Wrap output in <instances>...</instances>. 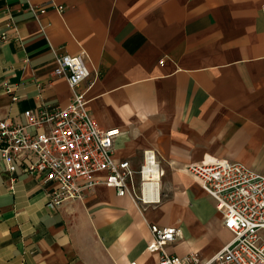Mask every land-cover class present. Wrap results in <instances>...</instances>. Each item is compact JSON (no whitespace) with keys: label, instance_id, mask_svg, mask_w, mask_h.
<instances>
[{"label":"crops","instance_id":"crops-1","mask_svg":"<svg viewBox=\"0 0 264 264\" xmlns=\"http://www.w3.org/2000/svg\"><path fill=\"white\" fill-rule=\"evenodd\" d=\"M9 18L0 119L65 106L54 55L85 53L80 89L91 116L120 129L114 156L138 168L150 149L163 176L160 202L145 209L102 183L52 208L55 183L0 159V264H157L150 223L179 229L171 255L220 250L231 233L185 167L228 160L264 174V0H0V35Z\"/></svg>","mask_w":264,"mask_h":264},{"label":"built area","instance_id":"built-area-1","mask_svg":"<svg viewBox=\"0 0 264 264\" xmlns=\"http://www.w3.org/2000/svg\"><path fill=\"white\" fill-rule=\"evenodd\" d=\"M28 10L38 16L46 7L29 5ZM6 27L0 35L3 41L16 34L12 18ZM54 60L52 74L66 79L70 101L65 106L25 110L24 123L0 119V159L43 182L55 183L47 193L48 207L81 200L99 183L113 188L118 196L129 197L141 209L158 204L163 170L154 152L144 150L138 168L128 159L116 158L113 145L120 129L102 127L86 107L85 90L80 89L90 76L86 54L55 53ZM5 87L10 91L8 84ZM185 170L214 200L231 238L209 258L197 252L180 257L165 250L167 243L180 236L179 229L150 223L147 250L159 252L157 264H264V174L228 160L193 163Z\"/></svg>","mask_w":264,"mask_h":264}]
</instances>
